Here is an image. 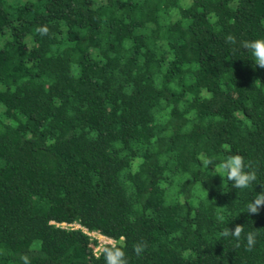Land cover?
<instances>
[{"label": "trees", "instance_id": "trees-1", "mask_svg": "<svg viewBox=\"0 0 264 264\" xmlns=\"http://www.w3.org/2000/svg\"><path fill=\"white\" fill-rule=\"evenodd\" d=\"M261 37L264 0H0V264H105L85 230L128 264H264ZM229 154L248 188L202 166Z\"/></svg>", "mask_w": 264, "mask_h": 264}, {"label": "clouds", "instance_id": "clouds-1", "mask_svg": "<svg viewBox=\"0 0 264 264\" xmlns=\"http://www.w3.org/2000/svg\"><path fill=\"white\" fill-rule=\"evenodd\" d=\"M49 31L47 25L37 26L36 28V32L42 36L47 35ZM225 41L231 45L236 44V38L232 34H228L225 37ZM240 47L249 51L255 63V67L258 66L259 68L264 69V37L241 41ZM201 159L202 166L205 169L209 166H213L214 170L218 169L217 175L222 178V187L225 178L231 183L233 189H246L257 179V172L252 167L251 162L246 164L245 158L240 154H229L219 163L215 162L210 157H201ZM246 209V214L249 216L260 214L261 209H264V187H262V190L257 192L255 197L248 202ZM243 233L244 225L235 224L234 228L224 229L222 236L225 238L231 236L239 241ZM257 235V231L248 232L245 235L246 251H252L254 249L257 243ZM236 246L239 247L240 245L237 244ZM146 248L147 243L144 241L137 242L133 245V251L137 256L142 255ZM100 254L103 256L105 264H128L125 251L117 242H109L100 245ZM20 260L23 264H30V258L28 255H21Z\"/></svg>", "mask_w": 264, "mask_h": 264}, {"label": "built area", "instance_id": "built-area-1", "mask_svg": "<svg viewBox=\"0 0 264 264\" xmlns=\"http://www.w3.org/2000/svg\"><path fill=\"white\" fill-rule=\"evenodd\" d=\"M65 226V225H64ZM73 226V225H72ZM66 227V226H65ZM74 228H79V226H73ZM85 232L89 235V236H91V237H93V238H95V239H97L98 240V238H103L104 239V241L103 240H98V243H99V245L97 246V248H96V254H99L100 253V245H104V244H107V243H109V242H114L113 240H111V239H109V238H106V237H104V236H101L100 234H97V233H89V232H87L86 230H85Z\"/></svg>", "mask_w": 264, "mask_h": 264}, {"label": "rangeland", "instance_id": "rangeland-1", "mask_svg": "<svg viewBox=\"0 0 264 264\" xmlns=\"http://www.w3.org/2000/svg\"><path fill=\"white\" fill-rule=\"evenodd\" d=\"M98 240H103V241H104V239H103V238H98Z\"/></svg>", "mask_w": 264, "mask_h": 264}]
</instances>
